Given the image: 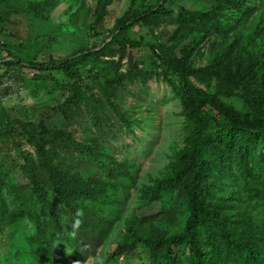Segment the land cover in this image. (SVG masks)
Masks as SVG:
<instances>
[{
  "label": "trees",
  "instance_id": "obj_1",
  "mask_svg": "<svg viewBox=\"0 0 264 264\" xmlns=\"http://www.w3.org/2000/svg\"><path fill=\"white\" fill-rule=\"evenodd\" d=\"M166 1L146 6L129 20L176 23V54L166 55L163 45L151 44L158 57L151 69L132 63V68L118 75H105L102 86L107 97L124 80L144 81L159 68L178 97L184 116L183 144L147 202L158 201L163 207L173 194L181 205L182 224L178 231L157 238L141 236L129 227L130 240L119 243L113 254L142 243L147 260L139 264H264V70L258 74L260 52L250 54L236 41L243 28L254 38L264 35V0H214L210 11L181 8L176 15L167 14ZM109 2L99 0L98 19L106 14ZM122 30L113 38L124 36ZM199 31L234 38L225 51L195 66L188 57ZM113 41L102 48L106 56L119 52L111 48ZM157 47L162 55L156 53ZM91 56L90 51L50 56L46 61L13 56L12 62L43 71L60 70L72 78L76 64ZM73 96L80 100L84 90L75 86ZM229 98L239 100L241 107L227 102ZM20 125L34 149L25 154L21 165L27 182L6 188V170L0 161V200L19 213L28 210L33 220L45 226L44 232L52 237L49 244L59 255H92L108 223L104 207L117 203L127 191L132 172L112 156L97 155V149L81 151V145L60 129L30 122ZM7 194L13 195L10 202ZM77 209L83 215L79 228L73 230Z\"/></svg>",
  "mask_w": 264,
  "mask_h": 264
},
{
  "label": "rangeland",
  "instance_id": "obj_2",
  "mask_svg": "<svg viewBox=\"0 0 264 264\" xmlns=\"http://www.w3.org/2000/svg\"><path fill=\"white\" fill-rule=\"evenodd\" d=\"M157 1L110 0L106 14L98 19L99 0H0V161L6 170L5 187L27 182L21 165L25 154L34 149L22 133L23 122L60 129L81 145V151L97 149V155L112 156L132 172L127 191L119 195L117 203L104 207L109 219L100 232L101 242L93 247L92 255L83 258L59 255L49 244L52 237L44 232L45 226L33 220L28 210L19 213L0 200V264H139L147 260L142 243L113 254L119 243L130 240L129 227L148 238L181 228L182 209L173 194L163 207L158 201L147 202L183 144L184 116L178 97L159 68L144 81L124 80L107 97L102 86L105 75H118L132 68V63L151 69L158 61L151 44L163 45L166 55L176 54V23L163 20L151 25L129 20ZM212 6L214 0H167L164 4L168 15H176L181 8L207 12ZM121 28L124 36L113 38ZM233 38L199 31L188 62L204 64L231 46ZM236 39L248 53L260 52V74L264 70V35L254 38L243 28ZM112 41L111 48L119 52L109 57L102 48ZM155 50L162 53L158 47ZM87 51L92 56L76 64L72 78L60 70L43 71L12 62L13 56L46 61L50 56L64 58ZM75 86L84 90L80 100L73 96ZM227 102L236 108L242 105L233 98ZM12 197L7 194V202Z\"/></svg>",
  "mask_w": 264,
  "mask_h": 264
},
{
  "label": "clouds",
  "instance_id": "obj_3",
  "mask_svg": "<svg viewBox=\"0 0 264 264\" xmlns=\"http://www.w3.org/2000/svg\"><path fill=\"white\" fill-rule=\"evenodd\" d=\"M82 215H83V213L79 209H77L75 212V217H77V218L73 220L72 225H71L73 230L79 228V225L81 223V220L79 219V217H81ZM73 234H74V232H73Z\"/></svg>",
  "mask_w": 264,
  "mask_h": 264
}]
</instances>
